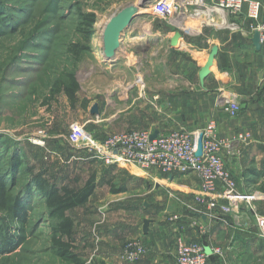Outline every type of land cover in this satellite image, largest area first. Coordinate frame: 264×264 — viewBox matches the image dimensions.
Here are the masks:
<instances>
[{
    "label": "rangeland",
    "instance_id": "obj_1",
    "mask_svg": "<svg viewBox=\"0 0 264 264\" xmlns=\"http://www.w3.org/2000/svg\"><path fill=\"white\" fill-rule=\"evenodd\" d=\"M128 5H136L138 13L122 33L115 56L109 58L104 52L102 29ZM210 10L212 19L207 13ZM214 10L209 5L196 12L193 9L194 15L187 23L178 21L184 26L180 27L147 0H0L1 157L19 154L26 161L24 165L32 164L36 170L45 171L51 182H63L68 173L83 178L96 173L97 179H103L104 166L111 164L88 149L69 144L72 122L84 124L99 140L118 132L143 129L150 123L165 127V131L200 129L196 127L201 116L197 107L203 92L197 87L196 75L180 70L181 63L174 56L180 51L170 48L165 34L180 31L185 39L202 35L216 22L221 24L223 15L228 14ZM90 14L96 16L93 25L87 17ZM157 39L158 43L152 46ZM175 74L185 79L176 80ZM73 81L78 83L75 103L66 94V86ZM175 85L188 89V99L180 97ZM95 104L99 114L93 115ZM11 163L10 158L1 162L8 182L14 175ZM252 169L264 175V161L255 163ZM16 177L19 184L12 194H21L30 212L28 220L22 222L10 206L0 209V264H76L57 254L62 246L77 253L86 264L104 261V242L93 238L91 232L92 224L104 218V205L99 200L104 198V189L100 188L86 206L73 209L70 214L74 228L62 230L45 214L35 188L22 189L24 174ZM160 183L180 188V180ZM255 204H241L245 215L241 209L234 212L238 226L232 221L233 213L218 214V223L230 217L233 224L225 234H260L256 214L264 212ZM142 206L143 213L158 214L152 204ZM194 212L191 210L190 214ZM211 230L206 222L198 227L201 236ZM89 236L91 239L85 241ZM3 239L19 245L4 252Z\"/></svg>",
    "mask_w": 264,
    "mask_h": 264
},
{
    "label": "crops",
    "instance_id": "obj_2",
    "mask_svg": "<svg viewBox=\"0 0 264 264\" xmlns=\"http://www.w3.org/2000/svg\"><path fill=\"white\" fill-rule=\"evenodd\" d=\"M259 1L264 21V0ZM246 11L247 7L238 12L227 11L224 17L229 20L223 19L221 23L225 26L215 23L202 35L195 34L197 37L185 39L181 34L178 47L171 44L176 31L165 34V38L171 49L180 51V54H173L181 63L180 70L187 69L189 76L196 75L197 87L203 92L197 107L201 116L196 127L204 129L210 120L216 121L217 137L232 144V148L223 150L226 166L236 176L239 190L247 195L255 194L257 198L252 202L260 212H264V197H261L264 194V175L252 169L255 163L264 161V44L261 50L254 46L252 21ZM157 43L158 39L152 46ZM214 45L219 47V52L212 72L202 84L199 71ZM173 78L185 79L181 74H175ZM175 89L180 91V97L188 99L190 93L183 85H175ZM226 96L241 99L242 107L237 115H229L222 109V100ZM183 108L185 106L181 110ZM143 129L165 132V127L151 123ZM240 133L247 138L237 140ZM103 176V179H97L94 195L100 188L104 189V198L99 199L104 205L101 207L104 208V218L92 224L91 232L93 238L104 242L105 264H176V244L180 236L187 240H201L210 249L221 246L224 254L212 253L208 264H264V237L261 234H225L233 227L230 217L228 220L223 218L220 224L218 219L207 215L206 207L196 202L201 182L195 173L166 174L145 171L132 164H111L104 166ZM177 180H180V188L160 183L168 181L174 184ZM152 181L154 185L150 186ZM112 185L116 188L125 186L126 189L115 193ZM148 203L158 211L157 215L142 212V205ZM196 209H201L203 214L200 215ZM191 210L195 211L192 215ZM245 210L242 206V215H245ZM231 216L234 225L238 226L237 215L233 213ZM145 220H149L147 233L144 232ZM205 222L212 226V230L201 236L198 227ZM99 229L103 232L99 233ZM89 239L90 236L85 237V241ZM134 239L143 242L148 251L141 259L128 261L122 257V252L128 241Z\"/></svg>",
    "mask_w": 264,
    "mask_h": 264
},
{
    "label": "built area",
    "instance_id": "obj_3",
    "mask_svg": "<svg viewBox=\"0 0 264 264\" xmlns=\"http://www.w3.org/2000/svg\"><path fill=\"white\" fill-rule=\"evenodd\" d=\"M209 5L215 10L238 12L247 7L246 15L251 19V28L260 31V41L264 44V21L261 19L262 4L259 0H159L154 8L161 15L167 16L174 24L187 23L194 15L193 9ZM178 21H181L180 23ZM180 24V25H181ZM181 25L180 27H184ZM222 109L229 115H237L242 107L241 99L226 96L222 100ZM148 129H133L97 139L84 124L74 121L70 124L67 137L69 144L85 148L107 164H132L145 171H158L166 174L195 173L201 182V192L196 195V202L208 209L207 215L218 219V214L238 212L244 203H251L255 194L247 195L238 188V181L226 166L223 150L232 148L229 141L217 137V123L210 120L204 129L195 131L172 130L158 132ZM203 132V153L196 155L195 144ZM247 135L240 133L237 140H245ZM264 197V194L261 196ZM203 214L201 209H196ZM176 218V216H173ZM256 224L264 237V215L256 214ZM176 264H208L212 253L223 255L219 246L211 247V254L206 251L201 240L177 238ZM147 246L139 240H130L124 246L122 257L136 261L147 254Z\"/></svg>",
    "mask_w": 264,
    "mask_h": 264
},
{
    "label": "trees",
    "instance_id": "obj_4",
    "mask_svg": "<svg viewBox=\"0 0 264 264\" xmlns=\"http://www.w3.org/2000/svg\"><path fill=\"white\" fill-rule=\"evenodd\" d=\"M90 21V25L96 22V16L90 14L87 16ZM78 83L73 81L71 85L66 86V94L70 101L75 103L78 99L77 95ZM1 157L0 154V209H8L11 207L12 213L16 218L22 222L28 220L30 206L27 204L21 194H12L15 186L19 184V180L16 177L19 173L24 174V186L29 188L31 191L33 188L37 191V199L45 207V214L51 220L52 224L58 229L71 230L75 226V221L71 216L70 212L81 206H85L94 195L98 186L96 173L91 174L87 178H83L77 173H68L61 183L51 182L48 177L45 176V171H38L35 169V165L27 164L24 165L25 159L19 154H13L9 157ZM11 159V165L13 174L9 182L2 169L1 162L4 159ZM29 180V181H28ZM125 186L119 188L112 185V191L117 193L124 191ZM10 192V193H9ZM27 196V194H26ZM32 209V208H31ZM3 251H13L19 243L11 244L8 239L2 240ZM63 260L68 262H74L76 264H86L81 261L77 253L71 251L68 247H60L57 253ZM88 264H105L104 261H92Z\"/></svg>",
    "mask_w": 264,
    "mask_h": 264
},
{
    "label": "water",
    "instance_id": "obj_5",
    "mask_svg": "<svg viewBox=\"0 0 264 264\" xmlns=\"http://www.w3.org/2000/svg\"><path fill=\"white\" fill-rule=\"evenodd\" d=\"M152 1L153 4H157L159 0H147ZM146 2V0L144 1ZM143 2V3H144ZM138 13V7L136 5H128L121 9L119 12L114 14L109 22L106 24L105 29L103 31V41H104V52L107 57L115 56L117 50L120 48V38L122 33L127 29L128 25ZM181 37L180 31H176L175 35L172 38L171 44L173 47H178V43ZM252 41L257 50H261L263 44L260 41V31L255 30L252 36ZM219 47L214 45L211 49L207 62L202 66L199 71V78L201 83L205 82V79L209 76L214 68V60L218 55ZM244 107V105H243ZM91 114H99L98 106L95 104L92 107ZM158 134V131H154L151 135L152 138H155ZM203 132L200 133L196 144L195 151L196 155L200 156L203 153ZM149 228V220H145L144 222V232L147 233ZM206 251L211 254V249L204 243Z\"/></svg>",
    "mask_w": 264,
    "mask_h": 264
},
{
    "label": "bare ground",
    "instance_id": "obj_6",
    "mask_svg": "<svg viewBox=\"0 0 264 264\" xmlns=\"http://www.w3.org/2000/svg\"><path fill=\"white\" fill-rule=\"evenodd\" d=\"M140 1V0H139ZM142 1V3L145 1V0H141ZM200 11V10H199ZM214 11H219L220 13L222 12L223 13V11H221V10H214ZM211 12H212V10H210L209 12H207L208 13V15L210 16V18L212 19V17H211ZM220 15V14H219ZM226 15V14H225ZM201 16H203V15H201ZM214 16V15H213ZM222 17V16H221ZM223 17H224V15H223ZM209 18V17H208ZM219 19V18H218ZM224 19H225V17H224ZM204 20V19H203ZM221 21H222V19H221ZM226 21V20H225ZM109 22V21H108ZM107 22V23H108ZM213 22V21H212ZM106 23V24H107ZM182 23V22H181ZM215 23V22H214ZM217 23V22H216ZM219 25V24H218ZM221 25H224V24H221ZM106 26V25H105ZM225 26V25H224ZM232 26V25H231ZM236 26V25H235ZM234 26V27H235ZM219 27V26H218ZM103 28H104V25H103ZM105 29V28H104ZM191 30H192V28H190ZM102 31H104L103 29H102Z\"/></svg>",
    "mask_w": 264,
    "mask_h": 264
}]
</instances>
